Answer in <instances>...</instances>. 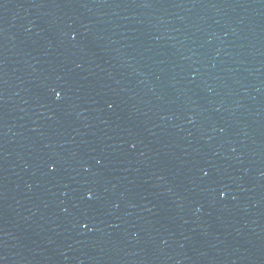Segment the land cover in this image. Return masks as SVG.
I'll list each match as a JSON object with an SVG mask.
<instances>
[{
  "label": "water",
  "instance_id": "95a60500",
  "mask_svg": "<svg viewBox=\"0 0 264 264\" xmlns=\"http://www.w3.org/2000/svg\"><path fill=\"white\" fill-rule=\"evenodd\" d=\"M0 264H264V0H0Z\"/></svg>",
  "mask_w": 264,
  "mask_h": 264
},
{
  "label": "snow or ice",
  "instance_id": "6c2138e0",
  "mask_svg": "<svg viewBox=\"0 0 264 264\" xmlns=\"http://www.w3.org/2000/svg\"><path fill=\"white\" fill-rule=\"evenodd\" d=\"M56 97H57V99H59L60 98V93H56Z\"/></svg>",
  "mask_w": 264,
  "mask_h": 264
}]
</instances>
